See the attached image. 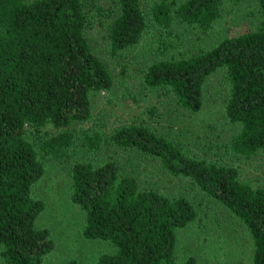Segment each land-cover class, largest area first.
<instances>
[{
    "label": "trees",
    "instance_id": "obj_1",
    "mask_svg": "<svg viewBox=\"0 0 264 264\" xmlns=\"http://www.w3.org/2000/svg\"><path fill=\"white\" fill-rule=\"evenodd\" d=\"M90 1L0 0L3 264H43L54 249L49 230L37 226L45 208L33 196L45 173L39 154L62 158L74 140L72 128L90 120L92 95L113 86L85 35L100 9ZM113 1L117 11L105 31L115 54L136 46L148 23L141 0ZM225 1L241 0H161L151 7V20L162 33H169L173 17L207 29L220 17ZM253 1L259 15L253 30L223 38L188 58L154 61L143 74L148 89L172 94L186 111L197 113L206 79L224 69L229 83L224 115L238 128L228 149L244 158L264 155V0ZM45 129L54 133L38 136ZM81 135L92 153L106 141L153 157L169 175L187 179L238 220L251 241V264H264V184L253 187L234 166L188 155L143 124L119 127L109 137L86 130ZM69 170L71 201L85 217L84 238L112 246L96 264H198L193 256L180 263L175 258L177 232L197 218L188 198L140 187L114 160L75 161Z\"/></svg>",
    "mask_w": 264,
    "mask_h": 264
},
{
    "label": "rangeland",
    "instance_id": "obj_2",
    "mask_svg": "<svg viewBox=\"0 0 264 264\" xmlns=\"http://www.w3.org/2000/svg\"><path fill=\"white\" fill-rule=\"evenodd\" d=\"M161 0H141L148 23L140 42L115 54L110 52L106 25L116 14L113 0H91L99 11L85 35L91 50L106 65L113 79L108 91L91 97L90 120L72 128L74 140L60 159L39 157L44 176L33 187V196L44 202L37 226L49 230L54 249L43 264H96L99 256L110 253L108 242L88 240L83 236L84 213L71 201L70 166L75 161L114 160L123 174L138 180L140 187L163 195L188 198L197 211L196 220L177 232V262L193 256L198 264H251L252 245L245 228L216 201L201 192L187 179L169 175L159 161L133 149H120L102 142L98 152L87 150L82 131L109 137L117 128L143 124L155 134L172 141L188 155L209 162L234 166L240 179L254 186L264 184V155L249 158L234 155L228 149L237 132L224 115L229 83L220 69L203 85V105L191 113L181 107L174 95L159 89H148L143 83L146 68L162 59L188 58L214 47L221 39L234 37L255 28L259 21L256 3L225 1L220 17L207 29L191 27L173 17L169 33H162L151 20L150 9ZM46 131V132H44ZM38 136L54 133L45 129ZM43 132V133H42ZM0 264H3L0 258Z\"/></svg>",
    "mask_w": 264,
    "mask_h": 264
}]
</instances>
